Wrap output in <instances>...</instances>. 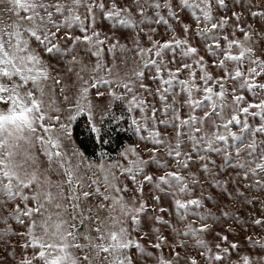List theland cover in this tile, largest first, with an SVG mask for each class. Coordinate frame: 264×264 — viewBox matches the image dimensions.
Here are the masks:
<instances>
[{
	"label": "snow or ice",
	"instance_id": "obj_1",
	"mask_svg": "<svg viewBox=\"0 0 264 264\" xmlns=\"http://www.w3.org/2000/svg\"><path fill=\"white\" fill-rule=\"evenodd\" d=\"M0 264H264V0H0Z\"/></svg>",
	"mask_w": 264,
	"mask_h": 264
}]
</instances>
